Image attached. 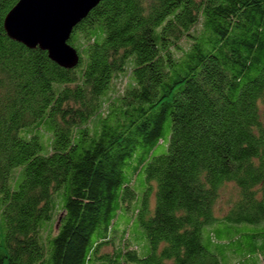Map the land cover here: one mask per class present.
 Returning <instances> with one entry per match:
<instances>
[{
    "label": "trees",
    "instance_id": "obj_1",
    "mask_svg": "<svg viewBox=\"0 0 264 264\" xmlns=\"http://www.w3.org/2000/svg\"><path fill=\"white\" fill-rule=\"evenodd\" d=\"M17 1L0 0V264H264V0H101L72 69L6 36Z\"/></svg>",
    "mask_w": 264,
    "mask_h": 264
},
{
    "label": "water",
    "instance_id": "obj_2",
    "mask_svg": "<svg viewBox=\"0 0 264 264\" xmlns=\"http://www.w3.org/2000/svg\"><path fill=\"white\" fill-rule=\"evenodd\" d=\"M101 0H18L3 19L6 36L46 53L56 66L72 69L75 51L66 42L72 28Z\"/></svg>",
    "mask_w": 264,
    "mask_h": 264
},
{
    "label": "rangeland",
    "instance_id": "obj_3",
    "mask_svg": "<svg viewBox=\"0 0 264 264\" xmlns=\"http://www.w3.org/2000/svg\"><path fill=\"white\" fill-rule=\"evenodd\" d=\"M123 80H124V78L122 76H120L115 81L114 88L118 89L122 85ZM259 113H260L261 119L264 120V101L262 103H259ZM159 148L160 147L157 148L158 150L156 149L157 151H155V154L161 153L163 151L162 148H160V149ZM127 172H128V166H125L122 169V175L124 176ZM234 193H235V189H234L232 184L225 185L223 188L220 189V191L218 193V198H217L216 203H215V216L220 217L224 214L225 211H227L230 202L234 199ZM122 223H123V218L121 217L120 221L118 222V229L122 227ZM134 229L135 228L133 226L129 229L131 234L134 233ZM244 230L247 231V229H244ZM110 251H111L110 246L105 247L103 249V252H105V253H109Z\"/></svg>",
    "mask_w": 264,
    "mask_h": 264
}]
</instances>
